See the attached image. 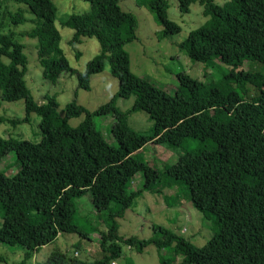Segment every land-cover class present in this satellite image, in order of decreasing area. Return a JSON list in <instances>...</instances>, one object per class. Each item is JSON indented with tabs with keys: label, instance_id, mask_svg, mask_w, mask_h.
<instances>
[{
	"label": "trees",
	"instance_id": "trees-1",
	"mask_svg": "<svg viewBox=\"0 0 264 264\" xmlns=\"http://www.w3.org/2000/svg\"><path fill=\"white\" fill-rule=\"evenodd\" d=\"M12 1L22 6L10 17L11 23H29L22 34L36 39L44 80L55 83L75 74L78 86L89 90L90 77L108 64L118 82L115 95L96 111L72 102L60 114L55 98L46 96L43 104L34 101L24 80L25 46L12 32L0 31L1 101L23 100L24 121L32 114L40 117L39 142L0 139V162L14 152L17 167L11 177L0 171V242L24 248L21 264L67 234L80 238L77 247L97 235L98 258L81 260L57 249L36 264H112L121 255L117 218L161 175L179 183L192 206L215 219L217 232L202 246L166 231H160L162 237L156 241L121 239L125 245L141 251L154 243L161 264H170L160 251L174 242L181 264H264V0H176L181 13L198 3L205 18L178 47L194 62L219 60L230 69L217 81L179 73L172 95L129 70L125 46L136 39V19L120 9V0H84L88 11L61 18L60 24L73 30L68 41L72 48L82 38L98 42V53L82 72L69 66L59 47L52 0ZM138 3L161 27L160 38L181 32L168 19L165 0ZM222 48L228 54H221ZM75 53L78 58L80 51ZM245 63L247 70L236 71ZM130 96L134 101L129 111L116 109L118 98ZM137 111L146 113L152 123L147 135L129 124L128 114ZM109 113L116 145L103 139L102 128L94 121ZM81 114L83 120L70 126L68 120ZM147 144L178 149L177 161L162 171L151 168L138 155ZM138 174L142 188L130 191ZM86 195L95 211L107 213L106 230L101 231L90 216L78 215L77 200Z\"/></svg>",
	"mask_w": 264,
	"mask_h": 264
},
{
	"label": "rangeland",
	"instance_id": "rangeland-1",
	"mask_svg": "<svg viewBox=\"0 0 264 264\" xmlns=\"http://www.w3.org/2000/svg\"><path fill=\"white\" fill-rule=\"evenodd\" d=\"M226 0H215L222 3ZM57 8L54 26L60 34L59 47L69 66L82 72L86 64L98 53L99 45L95 38H82L79 44L72 48L68 41L73 35V30L60 24L63 16L69 14L83 13L89 10V3L84 0H52ZM168 19L180 26L181 32L165 38H160L158 32L161 27L155 22L152 13L145 6L138 3V0H120L118 5L121 10L132 14L136 19V39L125 46L129 56V70L138 77L146 79L160 90L169 95L174 93L178 85L177 75L186 73L199 81H217L222 72L230 68L219 60L208 64H201L192 61L178 47L187 33L204 23L202 6L198 3L189 6L188 13H181L178 10L176 0H165ZM18 6L22 4L12 0H0V31L12 32L14 39L25 47L23 53L27 58L24 80L30 94L37 104L46 102L45 97L55 98L58 104V112L62 114L66 104L74 102L77 106L89 112L96 111L100 106L107 103L118 90L117 79L111 76L108 64L103 70L90 77L89 90L78 86L76 75L61 77L57 82L52 83L42 78L41 67L37 60L36 39L24 34L29 23L13 24L11 16L15 14ZM29 16V13H25ZM76 50L80 56L76 58ZM221 54H228L226 48L220 50ZM238 70H247V64H243ZM134 97L118 98L115 104L120 112H127L132 107ZM23 100L13 102L1 101L0 97V139L13 141H29L37 143L41 139L38 128L40 117L36 114L30 116L29 121H24ZM84 118V114L68 120L70 126L75 127ZM95 124L101 126L103 139L116 145L111 133V126L114 122L112 113L94 118ZM130 126L142 134L147 135L151 128V121L148 115L143 112L128 114ZM180 151L165 145H145L138 155L142 162L162 171L163 166L174 164L177 161ZM14 152H9L0 162V171H4L8 177L13 176L17 167L14 165ZM9 165V167L7 166ZM7 166V167H6ZM168 176L161 175L159 179L151 184L150 188L142 191L140 196L134 199L130 208L123 217L117 218L118 229L117 245L121 248V255L112 264H161L158 249L154 243L145 246L137 251L125 245L121 239L135 238L136 240L156 241L162 237L160 231H166L174 236L181 237L191 243L202 246L217 232V224L213 217L204 216V212L196 210L186 197L185 189L177 182L168 180ZM143 180L140 174L131 183L130 191L141 189ZM153 185V186H152ZM0 204V226L3 214ZM78 215H88L100 230H106L104 219L107 213H100L93 209L88 195L77 200ZM97 235L91 237V241L83 240L85 244L77 243L80 238L75 234L60 235L57 239L46 246H43L37 253L25 261V264H36L48 258L51 252L57 249L69 257L76 256L81 260L92 261L98 258L99 245L96 241ZM175 242L162 249L160 254L170 260V264H181L182 255L174 251ZM25 250L22 247H9L0 242V264H21Z\"/></svg>",
	"mask_w": 264,
	"mask_h": 264
}]
</instances>
